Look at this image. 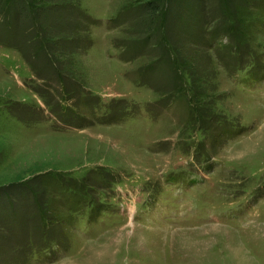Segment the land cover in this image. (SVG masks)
Segmentation results:
<instances>
[{"label":"rangeland","instance_id":"374dc122","mask_svg":"<svg viewBox=\"0 0 264 264\" xmlns=\"http://www.w3.org/2000/svg\"><path fill=\"white\" fill-rule=\"evenodd\" d=\"M146 1L0 15V264H264V0Z\"/></svg>","mask_w":264,"mask_h":264},{"label":"trees","instance_id":"16d2710c","mask_svg":"<svg viewBox=\"0 0 264 264\" xmlns=\"http://www.w3.org/2000/svg\"><path fill=\"white\" fill-rule=\"evenodd\" d=\"M11 1L13 2V4L11 3ZM43 1L46 0H37L34 1L33 0H0V15L3 13V11L6 9V5L8 7L9 4H12L14 8L20 9H27V6L30 7L29 12H31V14L33 15V13L40 15L41 11H42V6H44V3H42ZM153 2H150V0L146 1V3H150L149 5L152 7V11H157L160 6L157 3V0H152ZM25 2V4H24ZM29 3V5H28ZM5 8V9H4ZM19 14L18 11L15 12V16ZM32 26V25H31ZM47 42V39H46ZM41 43H44V41H41ZM40 47V46H39ZM20 51V50H19ZM21 54H24L23 52L20 51Z\"/></svg>","mask_w":264,"mask_h":264},{"label":"bare ground","instance_id":"6f19581e","mask_svg":"<svg viewBox=\"0 0 264 264\" xmlns=\"http://www.w3.org/2000/svg\"><path fill=\"white\" fill-rule=\"evenodd\" d=\"M131 212V210H129Z\"/></svg>","mask_w":264,"mask_h":264}]
</instances>
